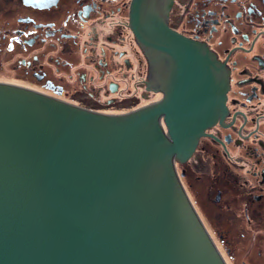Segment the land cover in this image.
Wrapping results in <instances>:
<instances>
[{"label": "flooded vegetation", "instance_id": "obj_1", "mask_svg": "<svg viewBox=\"0 0 264 264\" xmlns=\"http://www.w3.org/2000/svg\"><path fill=\"white\" fill-rule=\"evenodd\" d=\"M0 86L106 116L161 105L209 242L264 264V0H0Z\"/></svg>", "mask_w": 264, "mask_h": 264}, {"label": "water", "instance_id": "obj_2", "mask_svg": "<svg viewBox=\"0 0 264 264\" xmlns=\"http://www.w3.org/2000/svg\"><path fill=\"white\" fill-rule=\"evenodd\" d=\"M161 110L106 116L0 86V264H225Z\"/></svg>", "mask_w": 264, "mask_h": 264}]
</instances>
